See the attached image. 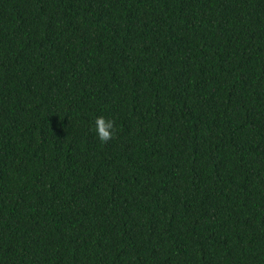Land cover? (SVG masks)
<instances>
[{
	"label": "trees",
	"instance_id": "obj_1",
	"mask_svg": "<svg viewBox=\"0 0 264 264\" xmlns=\"http://www.w3.org/2000/svg\"><path fill=\"white\" fill-rule=\"evenodd\" d=\"M0 264H264V0H0Z\"/></svg>",
	"mask_w": 264,
	"mask_h": 264
},
{
	"label": "clouds",
	"instance_id": "obj_2",
	"mask_svg": "<svg viewBox=\"0 0 264 264\" xmlns=\"http://www.w3.org/2000/svg\"><path fill=\"white\" fill-rule=\"evenodd\" d=\"M95 131L101 143H107L115 136V121L97 117L95 120Z\"/></svg>",
	"mask_w": 264,
	"mask_h": 264
}]
</instances>
